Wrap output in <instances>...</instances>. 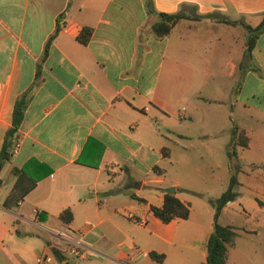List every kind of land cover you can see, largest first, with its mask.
<instances>
[{"label": "crops", "instance_id": "1", "mask_svg": "<svg viewBox=\"0 0 264 264\" xmlns=\"http://www.w3.org/2000/svg\"><path fill=\"white\" fill-rule=\"evenodd\" d=\"M152 2L158 11L196 6L198 13L213 11L252 26L264 11V0ZM156 19L144 0H0V149L15 101L26 100L20 125L8 137L11 146L20 144L0 165V264H37L48 238L44 226L58 223L73 228L89 254L58 258L49 251L45 264L205 260L214 221L209 195L216 198L230 177L228 144L218 148L215 136L238 125L248 139L236 146L238 157L253 168L264 166V30L244 55L246 29L238 22L180 18L157 37L150 29ZM83 26L92 28L85 43L76 38ZM215 63L225 76L237 77L227 97L206 95L209 103L215 98V105L228 107L221 109L225 119L211 127L196 100ZM196 147L209 153L206 162L213 165L211 151H219L227 174L216 188L187 163ZM168 186L188 203L187 217L162 221L153 214L150 206L163 203ZM247 203L252 211L243 209L244 229L230 220L238 214V190L220 211L222 223L235 230L226 264L239 232L264 241V200ZM63 209L71 213L68 221L59 217ZM29 228L45 241L38 237L29 262L17 263V250L34 237ZM151 250L163 258L151 257ZM253 260L264 264V255Z\"/></svg>", "mask_w": 264, "mask_h": 264}, {"label": "trees", "instance_id": "2", "mask_svg": "<svg viewBox=\"0 0 264 264\" xmlns=\"http://www.w3.org/2000/svg\"><path fill=\"white\" fill-rule=\"evenodd\" d=\"M144 2L148 12L154 13L157 17V19L150 25L151 31L157 37H163L164 35H166L180 18L198 19L203 16H209L215 20L225 23H241L246 29L244 55H249L251 49L255 45L258 35L264 30V11L262 12L261 20L255 26H252L249 23L245 22L243 19H230L223 14H219L213 11L204 14L198 13L196 10V6H192L188 10L181 6L176 11L165 12L156 10L153 6L152 0H144ZM56 30L57 27L54 32L48 37L45 45L46 47L55 35ZM91 32L92 28L90 26H83L78 32L76 38L80 42L85 43L88 41ZM25 103L26 100L23 97H20L15 101L12 110V126L9 128L0 149V165L5 159L9 157V148L11 146L12 140H8V137L13 136L14 132L17 130V127L20 125L25 108ZM230 134L231 140L227 145V157L230 167V177L226 188L216 198L211 200L214 206L213 228L206 239V258L201 262V264H226L227 248L228 245L233 243L235 236L233 225L221 223L218 217L222 207L226 204V202L232 200L237 194L235 186L238 184L236 174V170L238 168H236L232 160L237 156L236 146L238 144L246 146L248 139L244 134V131L239 129L238 125L236 124H233L230 128ZM154 169H157V166H154ZM1 183L2 179L0 177V185ZM150 209L152 210L153 214L159 217L162 221H169L172 218L177 217L185 218L188 216L190 210L188 203L183 202L176 196L174 192L170 191H164L163 203L160 206L151 205ZM70 214L71 213L68 209H63L60 212L59 217L62 220L68 221L70 218ZM38 217L43 218L39 213ZM52 252L58 258H61L62 255L56 249H53ZM149 254L151 257L156 258L157 260H161L163 258V253H157L154 250L149 251ZM64 264L68 263L65 262Z\"/></svg>", "mask_w": 264, "mask_h": 264}, {"label": "rangeland", "instance_id": "3", "mask_svg": "<svg viewBox=\"0 0 264 264\" xmlns=\"http://www.w3.org/2000/svg\"><path fill=\"white\" fill-rule=\"evenodd\" d=\"M218 21V20H215ZM220 22V21H218ZM225 23V22H223ZM241 24V23H240ZM221 25V24H220ZM222 27V26H221ZM222 29H225L226 31H233L228 28L222 27ZM241 30V27H238V32ZM239 34V33H238ZM239 39H237V46L239 48L240 43ZM208 76L206 79V86L202 91L201 97L196 100L197 103L201 104L204 109L206 110V113L209 119H205V121L209 120L208 126L211 127H218V123L222 121V119H225V116L222 112L221 109H224L225 111L228 110V107L225 106V108H222V106H217L214 104L215 98L211 99V103H209V100L205 99L206 95L209 93H218L221 97L225 98L228 95V90L229 87L232 86L235 81L236 77H227L224 75L223 69L218 65V64H212L210 68L208 69ZM214 82L218 83L217 90L214 88ZM228 88V89H227ZM195 112L198 113V109H195ZM223 115V118L221 116ZM204 121V122H205ZM233 123L230 125L232 127ZM261 126V125H259ZM230 132L227 129L226 131H222L220 134L215 136V145L219 146L218 148L224 147L225 144L230 142ZM207 139H209L208 136H206ZM212 139V138H210ZM219 151L216 149H212L211 155L213 157L212 160H216L217 165H213V163H208L206 160L208 159L209 153L202 149L196 147L195 150H193L191 156L192 159H188L190 163L193 165L194 168L199 170L201 174L203 173L204 175H208L211 177V183L208 185L210 188H216V186L219 185L221 179L223 178L224 175H226V171L223 169V166L219 163L222 162V158L219 157ZM236 157L233 158V164L238 168L236 170L237 174V179H238V184L235 186L236 190H238V214L236 212H233L232 217L230 218L231 222L233 224H238V229H244L243 227L245 226L246 222L245 221V215H244V208L252 211L251 205L247 203V200L251 201H256L257 198L264 200V166L258 165L256 168H253L252 165H246L242 163L241 158L238 157V149H236ZM193 160V162H192ZM254 169V171H252ZM256 171L260 172L259 177H256L255 175L252 176V173H255ZM207 184H209V182ZM205 194V193H204ZM242 195V197H241ZM214 195H209V199L212 200ZM219 220L223 221L222 217H219ZM261 221V219H259ZM262 223V222H261ZM29 232H27L28 235L34 236L33 238H25V239H30L28 242H25L27 245L24 249L19 248L16 252V257L15 261L18 263L19 261L22 262H29L28 260L29 255L31 254V249L32 247L35 246V244L39 243L40 240L38 237L45 241L43 238V233L34 232L33 234L31 233L30 230L28 229ZM260 230V228L258 229ZM238 233V248L233 247L230 249V254L228 256V264H255L253 260V256H256L257 259L263 257L264 255V241L259 240V235L251 238L252 235H257V234H251L250 232L246 233ZM46 241L44 242L45 245ZM238 250V251H237ZM256 259V258H255Z\"/></svg>", "mask_w": 264, "mask_h": 264}, {"label": "built area", "instance_id": "4", "mask_svg": "<svg viewBox=\"0 0 264 264\" xmlns=\"http://www.w3.org/2000/svg\"><path fill=\"white\" fill-rule=\"evenodd\" d=\"M20 142L16 140L10 147V154L14 153ZM137 221H143L142 218H137L131 215ZM44 230L48 232V238L45 243V248L42 249L37 258V264H45L51 259L53 249H56L60 254L72 258H85L89 254V247L83 243L79 234L65 223L52 224L44 226Z\"/></svg>", "mask_w": 264, "mask_h": 264}, {"label": "water", "instance_id": "5", "mask_svg": "<svg viewBox=\"0 0 264 264\" xmlns=\"http://www.w3.org/2000/svg\"><path fill=\"white\" fill-rule=\"evenodd\" d=\"M166 191H170V192H174L175 191V187L174 186H168L165 188Z\"/></svg>", "mask_w": 264, "mask_h": 264}]
</instances>
